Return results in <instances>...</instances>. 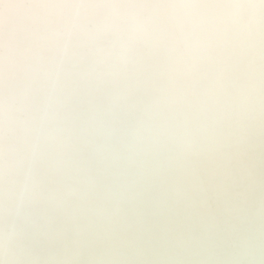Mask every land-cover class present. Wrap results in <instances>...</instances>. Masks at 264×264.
<instances>
[{"label":"bare ground","instance_id":"bare-ground-1","mask_svg":"<svg viewBox=\"0 0 264 264\" xmlns=\"http://www.w3.org/2000/svg\"><path fill=\"white\" fill-rule=\"evenodd\" d=\"M0 264H264V0H0Z\"/></svg>","mask_w":264,"mask_h":264}]
</instances>
